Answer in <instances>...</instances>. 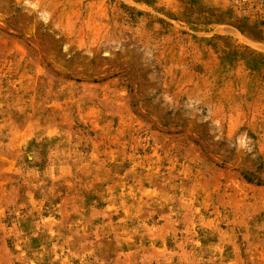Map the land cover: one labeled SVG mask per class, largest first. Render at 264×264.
<instances>
[{"label":"rangeland","instance_id":"rangeland-1","mask_svg":"<svg viewBox=\"0 0 264 264\" xmlns=\"http://www.w3.org/2000/svg\"><path fill=\"white\" fill-rule=\"evenodd\" d=\"M0 264H264V0H0Z\"/></svg>","mask_w":264,"mask_h":264}]
</instances>
